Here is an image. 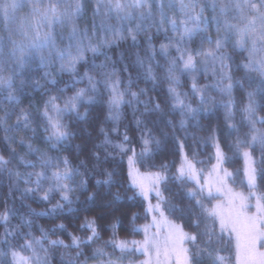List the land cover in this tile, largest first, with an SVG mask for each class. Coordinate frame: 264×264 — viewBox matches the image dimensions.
Wrapping results in <instances>:
<instances>
[{
  "label": "snow or ice",
  "instance_id": "6c2138e0",
  "mask_svg": "<svg viewBox=\"0 0 264 264\" xmlns=\"http://www.w3.org/2000/svg\"><path fill=\"white\" fill-rule=\"evenodd\" d=\"M88 3L89 0H27V3L23 0H0V17H2L3 24V27L0 28V112H3V115H0V128L6 133L4 142L9 145L6 151L9 152L10 156V159H5L3 155H0V173L6 171L10 178L16 176L18 181L22 180L24 184L29 185L21 193L22 198L44 203L50 202L55 194L60 196V199L50 209L42 212L31 211L29 214L34 217H54L64 214L66 206H68V213L80 211L79 208L71 207L74 201L69 198V194L77 189L87 191V182L83 179L77 182L76 177L82 175L81 168H84L86 173L90 170L85 161H80L78 165L74 166L68 157L60 155L62 152L60 146L66 145L74 135L68 129V125L62 122L63 118L74 113L76 119L82 121L87 115H81L78 111V104L83 101L86 90L79 89L74 96L65 99L63 107L57 104L60 97L49 96L44 101V110L41 112L39 106L31 103L29 109L20 107V105L27 86H31L33 91L45 86L41 85L39 81L28 80H21L20 85L17 86L16 80L21 76L25 66L37 58L40 67H51L54 52L61 61V69L74 70L75 64L83 58L85 51L96 53L103 44L108 43L106 39L104 41L99 40L101 31L113 36H122L123 33L127 32L131 35L134 43L137 34L147 32L153 26L156 27L157 31H160L167 24L172 33H179V39L175 41V44H173V37L165 36L169 43L160 45V54L167 57L168 49L172 47H175L179 54L169 61L167 67L166 79L170 85H179L180 80L177 72L193 77L191 92L193 96L199 95V105L195 109L190 103H186L185 99L181 98L182 94L177 92L176 87L170 86L168 89L173 101L171 110L174 112L179 106L181 115L191 114L190 118L194 119L197 113L204 110V106L212 102L211 97L207 94V89L212 87L228 96V100L223 102L222 106L226 109L227 119L231 120L234 85L243 89L245 81L249 87L255 84V89L247 92L248 103L242 108L248 131L242 137L237 135L235 141L229 144L228 148L233 150L234 155L243 156L244 172L250 188L256 186L257 178L264 181V117L256 116L258 108L264 109V0H210V4L209 0H204L203 3L201 0H95L91 35L89 29L81 31L75 26V21L83 15ZM29 5V11L25 15L18 14L21 8ZM209 6L213 13L210 19L215 23L217 38L213 41L211 36L200 35V46L191 49L187 45L193 41L194 36L207 31L209 18L204 17L203 13L205 8ZM197 8H199V12L195 13ZM169 12L178 13L183 19L170 17ZM105 16H112L119 23L117 25L105 23L103 20ZM221 17L224 18L223 23H221ZM98 18L101 21L99 26L96 23ZM233 20L236 23H232ZM189 23L193 26L189 27ZM201 24L204 25L203 28L200 27ZM67 25H72L68 35L69 43L65 48L59 49L53 35L54 26L63 27ZM221 32L223 35H220ZM233 38H235L233 47L240 49L241 54L247 52L244 61L236 65L238 70H243L244 75L235 81L230 73L228 63L232 57L222 51L225 42L232 41ZM94 39L97 41L96 43H93ZM148 39L149 44H151V37ZM205 42L208 45L214 43L215 48L204 50L203 44ZM135 55L136 63L143 66L144 60L141 59L139 53ZM154 56L155 52H152L147 59L151 61ZM209 61L213 64L212 75L218 77L217 82L215 85L198 87L195 79V74L200 71L198 63L203 64V71L207 74ZM217 63L219 64V71L215 68ZM98 67L105 69L107 65L101 64ZM49 76H51V72L46 71L43 78L47 79ZM147 78L156 79L152 74L151 67L147 70ZM88 81L91 89L95 90L97 82H94L91 76L88 77ZM225 81H227L226 84ZM52 83L55 82L52 81ZM103 83L112 93L106 120L118 122L120 119L119 108L124 103V95L128 94L132 99H137L138 93L130 91V88L126 89L125 92H120V81L118 80L110 82L105 79ZM143 94L144 90L141 89L139 95ZM258 96L260 102L256 99ZM89 102H92L91 98H89ZM128 103L130 104L131 100ZM150 105L151 101L144 104V112L141 113V116H144L145 113L161 111L159 104ZM18 107L19 111H17ZM13 115L16 116V123L9 124ZM134 119L141 132L140 151L137 152L136 148L132 146L127 132L123 133L120 142L114 143L109 132L101 127L99 131L103 135V140L94 146L96 150L91 153V160L93 161L91 171H95L107 162L108 155L105 154L102 159L99 150L104 149L107 153L108 146H111L113 150H118L122 156L131 153L128 156L130 169L134 168L136 163L155 167L152 160L162 149L167 147L169 143L168 133L161 130L162 138H157L152 128L148 127L146 119H136L135 116ZM34 123L37 124L36 127H33ZM151 123L154 127L157 126V121L153 120ZM186 123L184 119L179 122V127L185 132ZM165 126L175 128L171 121H166ZM41 127L44 132L43 136L39 135ZM227 127L229 134L240 132V129L232 123H228ZM20 131L31 133L30 137L21 138L18 142L22 148H26V155L33 157L31 160L24 156H18L16 150L11 147L12 144L17 143L16 137L11 133ZM111 131L118 133L119 129L113 127ZM186 139L187 135L184 139L174 137L172 141L174 146H178L179 155L182 158L181 167L177 169L176 174L167 175L169 165L164 163L159 165L158 171L150 172L146 177H139L138 174L134 176L133 172L129 171V190L135 189V191L133 196L128 197V199L135 200L139 197L142 198V201L147 202L144 208L145 218L149 214L160 212L161 204L165 205L171 214L179 213L178 218L180 219L194 217L191 219V226L198 230L196 233L188 234L182 230L180 225H170L168 241L177 251L180 264H204L205 259H210L212 264H223L224 258L217 255L216 249L213 247L214 240L222 239V237H217L214 225L206 222L212 221L217 214L205 209L202 202L205 198H214L213 192L209 187L207 197H205V186L200 184L196 169L185 153ZM208 139L212 141V147L215 149L214 157L217 161L216 165L213 166V172L223 171V176H231L232 174L223 168V164L228 162L230 158L225 155L215 130L211 131ZM31 141H39L46 146V150L35 146ZM257 150H259L258 156L255 155ZM49 152L57 154L49 155ZM195 155L193 153V158ZM17 158L25 168H32L34 171L24 173L14 171L9 165L12 160ZM101 175L104 178L95 182L96 192L88 195L84 203L91 202L95 205L99 202L104 209L115 211L117 210L115 205L123 199L119 192L115 194L111 192L112 187L119 183L114 179L116 173L114 170H105ZM217 180L220 186L216 188V193L222 194L223 177L218 176ZM186 182H192L197 187L185 190ZM205 183L209 182L206 180ZM170 184L177 185V191L174 193L177 198L187 199L192 203L187 207H182L173 203L170 197H166L165 192L172 193ZM102 189L103 191H101ZM153 194L157 200L156 204L151 203L150 196ZM106 196L112 198L104 200L103 197ZM241 199L243 198L241 197ZM197 209L200 210L199 213L196 211ZM257 209L264 211L259 203ZM84 210L88 211L89 209L85 208ZM15 214V211L7 205L4 212L0 213V225L5 228L2 237L5 247L0 249V264H48L49 249L44 247L43 241H47L52 247L77 250L75 258L68 261V264H88L89 259L96 260L97 257L102 258L97 261V264H124L125 261L128 264H135L129 259L135 253L147 254L152 247L159 249V242L155 236H149L150 227L157 224L155 216H153L151 224L143 226H136L135 222L140 218L138 213H132L129 218L131 233L143 232L145 237L143 241L118 239L117 228L123 227V224L119 217H115L114 222L108 226V229H105H110L112 235L107 241H104V247L95 248L91 257H85L82 246L91 247L101 240L97 220L103 219V214L93 219L85 217L79 226V231L89 234L86 237L70 234V244H65L62 240H48L49 232L53 234L57 230L66 232L67 228L64 224H59L49 230L41 228V238H36L32 236L30 231L27 233L19 232L20 227L32 228L33 222L30 220L21 217L18 226H10V220ZM160 214L163 216V212ZM202 222H205V227L203 231H199ZM226 227L227 223L221 217V232ZM252 229L255 230L254 218ZM260 235H264V233H260ZM18 237L25 238L22 244L11 243ZM186 241L192 244L194 250L190 251L189 248L184 247ZM240 246L241 236L238 233L237 247ZM108 247L113 249L112 254L105 252V248ZM117 249L119 255L116 259H112L111 257ZM26 251L30 252L31 255H21L22 252ZM81 257H84L82 261L80 260ZM244 264H264V253L260 254L259 261H256L254 257L246 256Z\"/></svg>",
  "mask_w": 264,
  "mask_h": 264
},
{
  "label": "trees",
  "instance_id": "16d2710c",
  "mask_svg": "<svg viewBox=\"0 0 264 264\" xmlns=\"http://www.w3.org/2000/svg\"><path fill=\"white\" fill-rule=\"evenodd\" d=\"M29 6H26L19 10V15L23 16L29 11ZM95 7V0H89L83 15L75 21V26L83 31L85 29L90 30L91 35V25L93 22V8ZM209 18V24L207 30L211 31L215 39L217 38V31L215 23L211 21L210 16H205ZM223 17H221V23H223ZM105 23L117 25L119 22L112 16L103 17ZM100 19L98 18L96 23L99 26ZM72 25L67 26H54L53 35L56 39V45L59 49L65 48L68 43V35L71 31ZM172 33L169 25L165 24L160 31L156 30V27H150L147 32H140L136 35V41L133 42L131 35L127 32L121 35L113 36L112 34H105L104 32L99 33V40L108 41L107 44H103L99 48V51L93 53L92 51H85L83 58L75 64L74 70L61 69V61L59 60L56 53H53L54 65L56 68L51 72V76L42 81L41 85L45 87L33 91L31 86H27L25 90V95L22 98L20 107L27 108L29 104L39 106L40 110L44 108V101L48 99L49 96L60 97L57 100V104L63 107L64 100L72 97L76 94L79 89H85L86 93L82 102L78 104V111L81 115L87 114L85 119L78 121L75 114L67 115L63 118V123L68 125V129L73 132V136L67 142L66 145H61L62 152L60 155L66 156L72 161L73 165H78L80 161H85L88 164L89 172H85L84 168H81L82 173L79 176L80 180L83 179L87 182V191L80 189L78 193L69 197L74 202L71 205L72 208H79L80 211L76 213H68L67 207H65L64 214L57 215L54 217H34L29 213L31 211L42 212L50 209L59 199V194H55L54 198L50 202L38 203L33 199L22 198L21 193L23 188L19 186L14 177H9L6 171L0 173V213L4 212L5 206L12 208L15 211V216L10 220V226H18L20 224L21 217L26 220L33 222L31 229L27 227H20L19 232L24 233L25 231L31 232L33 237L41 238L40 229L49 230L55 228L59 224H64L67 228L66 232H61L57 230L54 234L49 232L48 240H62L65 244L71 243V235H77L81 237H86L89 233L79 231V226L87 217L88 219H93L101 214L104 215L103 219H98L97 224L99 225L98 231L100 232L101 240L91 247H83L85 257H91L95 248L104 247V241H107L112 233L108 229V226L114 222L115 217H119L122 221L123 227L117 228V238L121 240H137L143 237V232L132 234L130 216L132 213H138L140 218L136 220V226H143L149 219V216L145 218L144 208L146 207V202L142 201V198L137 197L135 200H129L128 197L133 196L135 189L129 190L130 178L128 175V156L121 155L118 150H113L111 146H108L107 153L104 149H100V155L103 159L104 155H108V160L101 167L91 171L92 163L91 153L96 149L94 146L99 144L103 140V135L100 134V128L103 127L109 132L111 139L114 143L120 142L123 133L127 132L129 138L131 139L132 146H134L137 152L140 151L141 145L140 140V129L137 128L134 116L136 119H146L148 122V127L152 128L154 135L157 138L161 137V130L168 133L169 143L166 148L162 149L161 152L156 155L152 163L155 167H149L147 165H142L136 163V168L141 172H156L159 170V165L164 163L169 165V171L167 175L171 176L177 173V169L182 164V158L179 155L178 146H174L172 141L174 137H179L186 139L185 153H187V158L190 160L194 166L199 171L208 170L215 162L214 157L215 149L212 147V141L208 139L212 130H215L216 135L219 137L223 151L227 157L230 159L228 162L223 164V167L231 173L229 176V184L232 188L236 190L244 189L243 184V168L244 161L242 155H234L233 150L228 148L229 144H232L237 135L243 136L244 133L248 131L245 126L244 113L242 108L248 103L247 92L253 91L255 89V84L251 87L248 86L245 81V87L241 89L240 87L234 85L232 91V99L234 101L231 117L233 124L240 129V132H232L229 134V130L226 126L227 116L226 109L222 106L223 102L228 100V96L219 92L215 88L207 89V94L211 97L212 102L205 114L201 115L199 119L190 118L191 116L181 115L179 106L173 112L171 110V105L173 101L171 95L168 92L170 86L176 87L177 92L181 93L182 99H189L191 101H199V95L193 96L191 92V84L193 77L187 74L181 75L177 72L179 76V85H170V82L166 79L167 67L169 61L178 54L175 49H168V56L165 57L160 54V45L166 44L165 36H171ZM198 35V34H197ZM196 35V36H197ZM223 35V32L220 33ZM63 37V39H61ZM149 37H151V44H149ZM179 35H177V40ZM97 41L94 39L93 43ZM87 43V41H85ZM191 43V42H190ZM189 43V44H190ZM231 41L225 42V47L222 49L223 52L227 53L232 57L228 61L230 65V73L233 76V80L241 79L244 75L243 70H238L236 65L243 62L244 58L247 56V52L241 54L240 49L234 48ZM188 44V45H189ZM187 45V46H188ZM215 48V45H214ZM155 52L154 59L149 61L147 59L148 55ZM136 53H139L142 60H144L143 66L136 63ZM47 55V53H45ZM101 64H106L105 69H100L98 66ZM95 66V67H94ZM151 67L153 76L156 77L155 80L147 78V70ZM26 68V66H25ZM24 68V69H25ZM23 69V70H24ZM26 71V70H25ZM49 72L48 69L33 70V81L40 76H44L45 72ZM219 71V65L217 68ZM107 74V75H106ZM255 75V74H253ZM91 76L96 83V89L92 90L88 77ZM210 76V77H209ZM108 79L111 81H120L119 90L120 92H125L126 89L130 88V91L137 92L138 98L132 99L130 95L125 94L123 97L124 103L120 105V119L118 122H113L111 120H106L109 113V99L111 98V91L105 87L103 81ZM195 79L198 87H204L206 83L212 82L215 85L218 77L211 75H195ZM54 81L55 83H52ZM40 83V81H39ZM225 84L227 81L224 82ZM144 90L143 95H139L140 90ZM63 90V91H61ZM186 94V95H185ZM91 98L92 102H89ZM257 101L260 102V97L258 96ZM131 100L129 104L128 101ZM151 101V105L159 104L161 111L156 113H145L144 104ZM150 105V106H151ZM7 106V105H5ZM19 107L17 108L18 111ZM3 115V112H0ZM257 117H264V109H257ZM184 119L186 123V132L184 129L179 127V122ZM157 121V126L154 127L151 121ZM166 121H171L175 125V128L171 126H165ZM35 127L37 126L34 123ZM113 127H118L119 132H112ZM259 127V125H258ZM40 136L44 135V132L40 130ZM27 137L31 136L30 132H27ZM4 131L0 128V155H3L5 159H10L9 152L6 151L8 148L7 144L4 142ZM207 141V144H205ZM33 143V141H31ZM35 144H39L38 141ZM193 153H195V158H193ZM255 155H259V150H257ZM13 169V163L9 165ZM115 171L116 175L114 179L119 183L114 185L111 189L113 194L119 192L123 199L115 205L117 210L104 209L101 204H92L89 202L85 204V200L88 195L96 192V180L103 179L104 176L101 175L103 171ZM122 185V186H121ZM172 188V193L165 192L166 197H170L173 203L178 204L182 207L189 206L192 202L187 199H179L174 193L177 191V185L170 184ZM192 182H186L184 189L196 188ZM103 191V189L101 190ZM255 191L258 193L261 204L264 208V181L259 178L256 180ZM205 197L207 193L204 192ZM111 196L103 197L104 200H110ZM203 204L205 209L212 212V198L203 199ZM89 209L85 211L84 209ZM162 209L164 213L174 222L178 223L186 232L189 234L196 233L198 230L191 226V219L194 217H185L180 219L179 213L171 214L165 205L162 204ZM199 213V209L196 210ZM207 223L214 225V231L217 237H222V239L214 240L213 247L216 249V254L224 258L223 264H233L234 262V250L230 237L227 234L219 230V225L217 219L214 217L212 221H206ZM205 227V222L201 223L199 231H203ZM5 228L0 225V244L2 243V237ZM71 234V235H70ZM22 238V237H20ZM44 247L48 248V264H68V261L75 258V249H66L64 247H52L47 241H43ZM190 251L194 250L192 244L187 242ZM105 252L112 254L113 249L108 247L105 248ZM119 255V250L115 251L112 257ZM84 257H81L82 261ZM102 259L97 257L96 260L89 259L88 264H97V261ZM204 264H212L210 259H205Z\"/></svg>",
  "mask_w": 264,
  "mask_h": 264
},
{
  "label": "rangeland",
  "instance_id": "374dc122",
  "mask_svg": "<svg viewBox=\"0 0 264 264\" xmlns=\"http://www.w3.org/2000/svg\"><path fill=\"white\" fill-rule=\"evenodd\" d=\"M23 2L27 3V0H23ZM203 2H204V0H201V3H203ZM209 4H210V0H209ZM198 12H199V8H197L195 10V13H198ZM203 15H204V17L205 16L211 17L213 15L210 6L205 8ZM169 16L173 17V18L183 19V17L180 14L174 13V12H169ZM222 19H224V18H222ZM231 22L236 23V21H234V20ZM192 26L193 25L191 23H189V27H192ZM2 27H3L2 17H0V28H2ZM200 27L203 28L204 25L201 24ZM177 35H179V34H172L171 35V37H173V44H175V41L177 40ZM200 35L211 36L213 41H215L214 34L211 31L207 30L204 33H200L197 36H194L193 41L187 47H189L191 49L198 48L200 46ZM234 40H235V38H233V40L231 42H234ZM166 41H167L166 44L169 43L168 40H166ZM214 45H215L214 43L212 45H208L205 42L203 44V49L206 51L210 50V49H214ZM172 49H175V47H172ZM173 58H174V56H173ZM200 59L202 60L203 58H200ZM54 63L55 62L53 60L51 67L43 68V67H40L38 58L36 60L32 61L30 64L26 65V68L22 71L21 76L16 80L17 86L20 85L21 80L33 81V74H32L33 70L37 71L40 69H44V70L48 69L49 72L54 71L56 68V65H54ZM218 65H219L218 63L215 65L216 70L218 68ZM198 68H200V71L195 74L196 76L200 75V74L208 76V75L212 74L213 64L211 61L208 62L207 74H205L203 71V64L198 63ZM36 80H39L40 84H42V81L45 79L43 78V76H40V78L39 79L36 78ZM206 85L211 86L212 82H208V83H206ZM210 88L211 87H209L208 89H210ZM185 102L190 103L194 109L197 108L199 105V101L196 102V101H191L189 99H185ZM209 104L204 106V110L197 113L195 115L194 119L197 120V119H199V117L201 115L205 114V112L207 111V109L209 107ZM25 109H29V107L27 106V108H25ZM43 110H44V108H43ZM43 110H40V111L42 112ZM18 111H19V109H18ZM188 115L191 116V114H188ZM14 123H16V116L15 115H13L11 121H9V124H14ZM228 123L233 124L232 119L231 120L227 119L226 126ZM33 127H35L34 124H33ZM227 129H228V127H227ZM40 130L43 131V128L41 127ZM4 134L6 135L5 132H4ZM26 134L27 133H25L24 131L11 133V135H14L16 137V140H17V143L12 144L11 147L16 150L18 156H24L26 159L31 160V159H33V157L26 155V151H27L26 148H22L18 143L21 138H25V139L27 138ZM35 143L36 142L33 141V144L35 146H39V147L44 148L46 150V146L41 144L39 141H38V143H39L38 145ZM7 146L9 147L8 144H7ZM56 154L57 153L49 152V155H56ZM243 161H244V158H243ZM12 163H13V170L14 171H19L21 173L34 171L32 168H25L20 163L18 158L12 160ZM216 163H217V161L206 171H199V170H197V168L195 166L194 167H195L196 172L198 174V177L200 179V184L205 186V193H207L209 187H211V189H212L213 197H214V198H212V200H213L212 212H215L217 214L215 216V218L217 219V222L219 225V230H221V228H220V218L221 217H223L227 223V227L223 230V233L227 234L228 238L230 237V241L232 243V247L234 250V262H233V264H244L246 256L254 257L256 261H259L260 254L264 253V235H260V233H264V211H259L257 209L258 203L263 208V206L261 204L260 197H259L258 193L255 191V187L250 188L248 186L247 176L245 175V172H244L245 163H244V168H243V179H242L243 184H244V189H242V190H240V189L236 190V189L232 188L229 184V176H227V177L223 176V171H220L218 173L213 172V166L216 165ZM180 167H181V165H180ZM128 169H129L128 172L131 170L133 172L134 176H137V174H138L139 177H146V175L148 173H150V172H141L136 168V166H134V168L130 169L129 164H128ZM224 169H226V168H224ZM218 176L223 177L224 187L222 189V194L216 193V188L220 186V183L217 180ZM13 177H14L16 183L19 186H21V188L25 189L26 187L29 186V185L24 184L22 180L18 181L16 176H13ZM148 179H150V178H148ZM79 180H80L79 176L76 177V181L79 182ZM206 180L209 183L206 184L205 183ZM45 187H47V185H45ZM229 189L231 190L230 192L228 191ZM79 191H80V189H77L76 191L70 193L69 197H71L72 195H75ZM241 197L243 199H241ZM150 199H151L152 204L157 203V200H156L154 194L150 196ZM161 212H163V216H161V214H160ZM148 216H149V219L145 224H151L153 216L156 217L157 224L150 227L149 236L150 237L153 235L155 236L156 240L159 242V249L157 250L156 247H152L149 249L147 254L137 252V253H135V255L129 257V259L134 261L135 264H145V262H147V264H180V262L178 260V256H177V251L172 247L171 242L168 241V237H169V233H170V225L171 224L179 225V224L174 222L173 220H171L164 213V211L162 209V204H161L160 212H155V213L149 214ZM253 218H254V223H255V230L252 229ZM233 229H235V230H233ZM182 230L184 232H186L183 228H182ZM24 233H27V231H25ZM186 233H188V232H186ZM238 233L241 236V246L239 248L237 247V234ZM144 238L145 237H144V233H143V237L141 239H137V240L143 241ZM24 239L25 238H23V237L22 238L18 237L15 240H12L11 243L22 244L24 242ZM133 240H135V239H133ZM166 241H168V242H166ZM4 247H5V245L3 244V241H2V243L0 244V249H3ZM184 247L189 248L187 241L184 242ZM41 254H43V253H41ZM21 255L29 256V255H31V253L26 251V252H22ZM117 256H114L111 258L116 259ZM124 264H128V262L125 261Z\"/></svg>",
  "mask_w": 264,
  "mask_h": 264
}]
</instances>
